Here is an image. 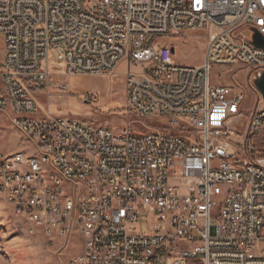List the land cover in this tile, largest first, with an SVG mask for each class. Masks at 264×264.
<instances>
[{"label":"built area","instance_id":"built-area-1","mask_svg":"<svg viewBox=\"0 0 264 264\" xmlns=\"http://www.w3.org/2000/svg\"><path fill=\"white\" fill-rule=\"evenodd\" d=\"M203 30L200 67L157 43ZM255 34L264 41V0H0V110L28 142L0 153L15 219L33 237L77 232L82 252L65 264H264V141L252 146L264 139V102L239 134L242 93L210 79L213 64L261 75ZM122 64L135 70L127 111L176 133L41 114L35 93L54 65L108 76ZM140 213L149 234L137 230Z\"/></svg>","mask_w":264,"mask_h":264},{"label":"rangeland","instance_id":"rangeland-1","mask_svg":"<svg viewBox=\"0 0 264 264\" xmlns=\"http://www.w3.org/2000/svg\"><path fill=\"white\" fill-rule=\"evenodd\" d=\"M212 34V33H211ZM208 31H189L182 36L159 39V45L173 49V61L182 66L200 67L206 61ZM2 59V39L0 38V61ZM51 61L56 63V56ZM54 65V76L35 93L41 114L60 118L77 119L96 125H106L117 131L132 129L142 133L146 127L164 129L176 133L168 127L166 119H139L126 109V81L128 71L135 72L125 65H119L111 75H65ZM211 84L224 85L242 93L243 102L240 117L234 121L239 134H244L252 111L261 106V97L254 88L255 79L242 67H222L212 65ZM94 97V100H92ZM13 113L0 110V153L11 155L25 152L28 142L12 125ZM264 139H254L252 146L261 148ZM140 234H149L151 222L147 214H138L136 222ZM82 252V239L77 232L66 238L28 235L17 224L11 209L0 198V264H65Z\"/></svg>","mask_w":264,"mask_h":264},{"label":"water","instance_id":"water-1","mask_svg":"<svg viewBox=\"0 0 264 264\" xmlns=\"http://www.w3.org/2000/svg\"><path fill=\"white\" fill-rule=\"evenodd\" d=\"M254 45L257 47H264V41L261 40L258 34L254 35ZM253 85L257 93L260 95L262 101L264 102V72L254 80Z\"/></svg>","mask_w":264,"mask_h":264},{"label":"bare ground","instance_id":"bare-ground-1","mask_svg":"<svg viewBox=\"0 0 264 264\" xmlns=\"http://www.w3.org/2000/svg\"><path fill=\"white\" fill-rule=\"evenodd\" d=\"M6 105H13V98H6ZM0 198L2 199V201L11 209V200H9V198H6L3 195H0ZM13 217L15 218V214H12ZM17 224H19L22 229L28 234L30 235V232L28 229L24 228V223H22L21 220H16ZM81 225H88V218H81ZM31 236V235H30Z\"/></svg>","mask_w":264,"mask_h":264},{"label":"crops","instance_id":"crops-1","mask_svg":"<svg viewBox=\"0 0 264 264\" xmlns=\"http://www.w3.org/2000/svg\"><path fill=\"white\" fill-rule=\"evenodd\" d=\"M3 50H4V47H3V40H2V59H3ZM2 59H1L0 63L2 62Z\"/></svg>","mask_w":264,"mask_h":264}]
</instances>
